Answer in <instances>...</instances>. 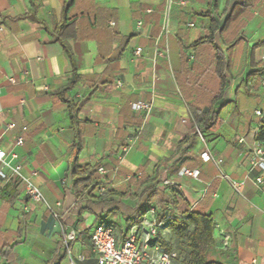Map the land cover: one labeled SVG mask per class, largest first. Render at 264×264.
<instances>
[{"label":"crops","instance_id":"crops-1","mask_svg":"<svg viewBox=\"0 0 264 264\" xmlns=\"http://www.w3.org/2000/svg\"><path fill=\"white\" fill-rule=\"evenodd\" d=\"M68 1L0 0V148L24 135L16 148L20 172L44 199L34 202L19 181L0 179V264H96L91 233L101 218L117 242L130 228L141 241L149 238L155 222L150 241L181 264L186 250L170 229L171 205L162 220L152 203L127 225L152 185L176 189L182 208L175 215L191 210L211 218L207 260L264 264V141L253 137L254 110L264 106V61L257 60L264 44L254 48L264 40V0L233 7L236 0H173L168 34L161 29L166 0H71L65 10ZM62 22L71 33L63 42L54 33ZM218 53L226 64L221 73ZM138 101L150 109L133 110ZM192 108L216 111L218 125L194 135ZM10 122L15 127L6 129ZM132 136L118 163L117 149ZM204 151L221 160L224 175L244 182L241 195L202 159ZM75 157L108 169L104 178L93 173L98 185L90 194L109 192L103 208L66 183ZM70 230L76 236L66 245Z\"/></svg>","mask_w":264,"mask_h":264},{"label":"built area","instance_id":"built-area-1","mask_svg":"<svg viewBox=\"0 0 264 264\" xmlns=\"http://www.w3.org/2000/svg\"><path fill=\"white\" fill-rule=\"evenodd\" d=\"M173 0H166V8L163 12L162 19V33L168 34L169 32V9ZM180 5L185 4V0H179ZM192 25V24H190ZM140 47L135 49V53L140 52ZM258 62L264 61V53L263 51H259L257 55ZM13 81L12 78L9 79ZM260 84L264 87V75L260 79ZM131 107L133 110H145L148 111L150 109V103L147 102H133L131 103ZM264 114V106L261 109L254 110V115L259 118V124ZM15 127V123L10 122L6 125V129H13ZM27 131L26 126L21 127V132L24 133ZM257 130L253 132V137L255 139V134ZM135 140V136L128 137L126 142L121 145L116 152V159L118 163H120L123 159L125 153L130 149L133 142ZM240 142L243 141L241 138ZM24 142V135L19 134L16 136L13 144L6 150L0 148V179L8 181V180H16L19 181L23 186L24 194L34 202H42L43 195L39 189V187L33 183L31 177L23 176L20 172L21 165L17 161L18 153L16 152V148L20 147ZM201 157L204 160H210L215 163L218 173L221 177L226 179L230 185V187L237 194L241 195L242 189L244 186V182L241 180H234L228 178L224 175L219 167L221 160L216 159L210 154L208 151H204L201 153ZM259 165L264 167V158L260 157L258 160ZM118 168V164L113 167L114 170ZM92 173H97L100 177L104 178L108 175L109 171L103 165H98L91 169ZM184 174L196 176L197 171H189L184 170ZM36 175L35 171L31 172V176ZM259 181V178L256 179ZM168 183V181H165ZM99 193L103 194L105 191L104 185H99L98 187ZM157 224L152 222L148 227V235L153 237L156 235ZM76 233L73 230L68 231L64 236V242L67 245L70 241L75 239ZM150 237L141 241L138 237V234L134 228H130L121 242H117L113 228L107 220L99 219L92 230L91 233V243L94 252L96 253V264H172L174 254L170 252H166L160 249L159 244L157 242H151Z\"/></svg>","mask_w":264,"mask_h":264},{"label":"trees","instance_id":"trees-1","mask_svg":"<svg viewBox=\"0 0 264 264\" xmlns=\"http://www.w3.org/2000/svg\"><path fill=\"white\" fill-rule=\"evenodd\" d=\"M246 2L247 0H236L232 7L237 4L244 5ZM70 3L71 0L66 3L65 10ZM231 16H233V14L229 11L224 22L226 23ZM54 33L56 39L61 42L71 35L68 25L64 22L55 29ZM261 44H264V40L256 43L254 48ZM217 63L220 66L223 64L222 67H219L218 69L221 73L222 70H224L223 68L226 67V64L222 62V56H219V53L217 54ZM76 79V75H73L62 87L61 91L65 92L68 90ZM74 106L76 107V105ZM190 113L195 127L193 131L194 135L198 134L196 128L202 132L215 128L219 123L218 113L212 109L200 110L192 108L190 109ZM255 139L258 141H264V114L255 134ZM79 147L80 145L76 143V153L79 150ZM91 167L90 164L77 163L75 157L70 162L69 169L65 174L66 183L75 189V194L79 193L80 195H87L103 208L106 205L107 200L105 198L109 192H106L103 195H90L98 185L95 178H93ZM171 192L172 193L169 194L161 190L159 191L155 185L146 188L142 193L143 196L141 197L140 202L132 209V214L126 219L128 227L137 224L139 216L148 210L152 203L155 205L154 208L156 210L155 215L157 220L164 219L167 206L171 205L173 209L166 214L169 218V226L173 235L176 237L178 244L186 250V255L181 264H222L217 261L206 259V252L214 243L212 236L214 225L211 218L207 215L191 210H183L179 216L175 215V209H181L182 207L178 205L176 189ZM113 209H115V206L111 208V210ZM160 244L162 246H168L167 243L162 240L160 241ZM165 251L170 252V249L167 248Z\"/></svg>","mask_w":264,"mask_h":264}]
</instances>
